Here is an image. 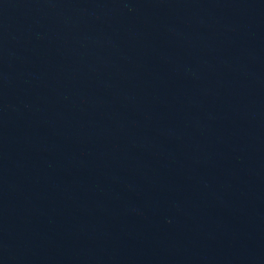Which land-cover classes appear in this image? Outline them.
I'll return each mask as SVG.
<instances>
[{"label": "water", "instance_id": "1", "mask_svg": "<svg viewBox=\"0 0 264 264\" xmlns=\"http://www.w3.org/2000/svg\"><path fill=\"white\" fill-rule=\"evenodd\" d=\"M0 264H264V0H0Z\"/></svg>", "mask_w": 264, "mask_h": 264}]
</instances>
